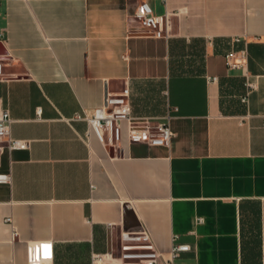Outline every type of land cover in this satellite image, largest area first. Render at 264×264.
Masks as SVG:
<instances>
[{
  "label": "crops",
  "instance_id": "1",
  "mask_svg": "<svg viewBox=\"0 0 264 264\" xmlns=\"http://www.w3.org/2000/svg\"><path fill=\"white\" fill-rule=\"evenodd\" d=\"M141 2L170 14L167 36L144 32ZM0 28V113L30 141L0 142V264H28L31 241L92 264L144 227L165 259L175 236L191 246L176 264H264V0H0ZM125 89L169 146L131 143L127 122L99 139L86 118Z\"/></svg>",
  "mask_w": 264,
  "mask_h": 264
},
{
  "label": "built area",
  "instance_id": "2",
  "mask_svg": "<svg viewBox=\"0 0 264 264\" xmlns=\"http://www.w3.org/2000/svg\"><path fill=\"white\" fill-rule=\"evenodd\" d=\"M169 13L164 16H156L151 6L147 2H141L135 14V19L140 23L144 32L157 37H165L169 30ZM5 30L0 28V41H4ZM261 40L264 45V35L255 37ZM244 42L241 49L234 48L225 54L227 64L231 69L241 70L245 76L249 67L248 42L242 37H234L233 43ZM1 58V57H0ZM6 79L3 62L0 59V81ZM216 80V77L213 78ZM247 86L253 88L251 83ZM247 103V97L242 99ZM41 114V110L38 111ZM77 118H82L80 115ZM99 139L108 144L120 142L122 136V123L128 124V139L131 143L145 142L156 146H169L173 137V132L168 122L151 126L149 121L136 122L132 116V106L129 99V89L122 93L108 94L105 104L96 109L92 117L86 118ZM12 119L8 110L0 113V142L6 141L10 149H27L30 141L15 140L10 136ZM10 181L8 175H0V182ZM12 222L11 220H9ZM18 236V232L13 227V239ZM177 236L173 238V245L170 256L164 258L151 242V235L144 227L139 233H122L119 248L114 252L93 253L92 264H159L161 260L164 264H176V260L181 254L191 250V246L186 243H177ZM45 245L49 246L45 249ZM28 264H51L53 260V243L31 241L27 244Z\"/></svg>",
  "mask_w": 264,
  "mask_h": 264
},
{
  "label": "snow or ice",
  "instance_id": "3",
  "mask_svg": "<svg viewBox=\"0 0 264 264\" xmlns=\"http://www.w3.org/2000/svg\"><path fill=\"white\" fill-rule=\"evenodd\" d=\"M44 247H45V249H47L49 246L45 245Z\"/></svg>",
  "mask_w": 264,
  "mask_h": 264
}]
</instances>
